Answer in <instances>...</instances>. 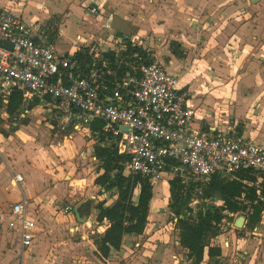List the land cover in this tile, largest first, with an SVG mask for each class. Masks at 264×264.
<instances>
[{"label":"crops","instance_id":"obj_1","mask_svg":"<svg viewBox=\"0 0 264 264\" xmlns=\"http://www.w3.org/2000/svg\"><path fill=\"white\" fill-rule=\"evenodd\" d=\"M65 1L51 0L47 5L58 6ZM164 1H174L171 8L173 14L168 13V18L162 14L169 10L161 4ZM191 1L194 5L186 8L185 5ZM258 1L255 4L251 0H96L93 6H98L103 12L107 11L109 19L106 22L114 32L124 33L125 40L130 39L151 51L155 62H160L169 74L177 77L179 88L189 95L197 124L207 130L227 131L228 128H234L238 135L246 139L253 138L264 148V0ZM72 2L73 0H68L67 4L64 3L67 7L62 13L53 12L49 21L57 24L63 21L70 14L69 4ZM24 3L23 0H0V7L28 23L37 24L44 31L47 30L45 24L49 19L48 13H51L48 7L44 6V11L33 10ZM88 7L86 10L92 6ZM149 10L152 14H148L146 18L144 14ZM148 26H151L152 31H148ZM149 32L158 38H170L168 50L165 49L168 52V65L157 60L153 45H150L153 49L149 48L139 39L144 38L141 34L148 35ZM111 37L107 34L105 38L98 39L97 44L102 46L117 42L121 45L120 48L108 51L125 50V40H112ZM63 38L64 34L59 40ZM172 42L181 45L183 58L172 54ZM83 49L75 45L72 52L67 51L65 56L72 57ZM85 49H90L95 55L98 51L96 42ZM211 67L216 68V77L207 72ZM225 77L231 78L227 80ZM24 108L30 110L27 117L21 116L30 118L28 124L15 118H0L1 130L8 124L12 126L14 135L10 139L21 132L20 127L29 128L37 120L34 118L40 111L47 110L46 113L52 115L48 108L39 104L33 103V106ZM53 121L50 123L52 128ZM55 121L60 131L74 135L82 132L81 128L61 126L57 119ZM83 130L89 138L87 144L93 142L94 147L81 155L76 149L81 146L82 141L78 140L80 136L71 141L65 138V143H69L72 148L69 147L73 149L69 155L65 150L60 155L58 151L48 154L44 149L38 153H17L18 145L13 140L8 146L7 154L4 150L10 139L7 132L3 134L4 138L0 139V153L4 156L0 163V264H142L136 254L132 255L133 251L141 254L139 248L144 251V242L139 241L142 236L127 237L121 245L110 243L99 247L97 244L99 235L105 232L110 223L107 218L102 223L98 222L99 210L96 207L104 200L107 205L112 204L116 196L114 192L101 194V188L95 184L96 178L104 172L99 169L100 162L95 156L98 142L94 137L95 132L91 133L89 128ZM9 150L15 155L14 158ZM90 154L93 161L91 165L87 160ZM81 157L87 162L81 163ZM104 157H107L106 153ZM16 175L23 177L20 183L15 180ZM157 184L154 186L152 203L156 197ZM167 190L170 200L169 184ZM138 194L136 192L134 199ZM15 204L27 205L28 219L35 223L37 238L30 247L22 246L21 224L11 213ZM67 206H71L72 210L66 211ZM89 206L92 207L88 213ZM77 207L81 218H87L85 223L78 222L74 212ZM70 213L73 215H67ZM238 216H235L233 222L225 220L228 227L235 228ZM157 218V215L155 217L150 214L149 225ZM64 222L69 223L66 228ZM163 224L168 229L167 220ZM245 226L246 222L243 229ZM131 238L137 240L135 244L138 249L129 246L128 240ZM163 242V239L157 240V251H151V260L146 264H191L183 255L185 252L178 242L176 232L172 242L175 244V252L180 254L176 261H166L163 255H159L165 249ZM168 249L169 252L174 250L170 246ZM173 256L174 254L172 258ZM207 260L205 258L202 264H207Z\"/></svg>","mask_w":264,"mask_h":264},{"label":"built area","instance_id":"obj_2","mask_svg":"<svg viewBox=\"0 0 264 264\" xmlns=\"http://www.w3.org/2000/svg\"><path fill=\"white\" fill-rule=\"evenodd\" d=\"M88 13L96 17L104 12L92 6ZM140 72V80H125L106 93L101 90L102 69H82L71 57L60 56L44 29L0 7V118L8 117L6 103L18 93L25 107L37 100L61 126L87 129L102 123L94 134L96 142L100 133L112 136L120 153L130 157L134 176L154 186L177 174L185 184L192 182L191 214L203 204L211 211L225 207V200L206 196L216 176L254 171L264 177V148L253 138L238 135L234 128L207 130L197 124L189 95L155 60ZM29 114L26 108L22 116ZM170 163L177 165L167 172ZM15 180L20 183L23 177L16 175ZM11 213L21 224L22 246L30 247L37 234L27 205L15 204Z\"/></svg>","mask_w":264,"mask_h":264},{"label":"trees","instance_id":"obj_3","mask_svg":"<svg viewBox=\"0 0 264 264\" xmlns=\"http://www.w3.org/2000/svg\"><path fill=\"white\" fill-rule=\"evenodd\" d=\"M124 51H108L95 55L90 49L76 52L71 59L82 69H102L104 76L101 90L106 93L112 91L117 85H122L125 80L141 79V68L154 62L152 52L135 44L130 39L125 40ZM172 54L178 58L184 57V51L177 42L170 45ZM114 74L117 76L115 77ZM34 105L38 104L36 100ZM33 103L31 104L33 106ZM24 98L13 94L6 103L8 118L16 119L24 124L30 122V118H22L25 110ZM1 124V121H0ZM57 121L52 122L53 130L57 133ZM102 123L94 122L89 130L91 133L100 130ZM107 154V157L105 156ZM95 156L99 163V169H103L95 184L101 190V194L114 192L116 200L107 205L104 200L97 205L99 210L98 222L105 218L109 220V227L99 235L97 242L99 247L110 243L121 245L127 237L143 236L151 211V201L154 196V185L144 182L136 177L130 170V157L120 153L118 143L110 135L100 133L98 145L95 148ZM167 172L173 165L170 163ZM169 179V210L170 220L174 222L177 238L180 246L185 251V258L191 264H202L208 258L207 264H222V249L217 246L216 239L222 236L223 221L233 222L235 216L241 212L246 215L245 229L254 231L262 222L264 216V177H259L254 171H241L235 175L216 176L213 183L206 190L207 197H217L225 200V207L211 211L207 205L205 211L201 210L193 217L187 211L192 193V182H183L177 174ZM139 190V191H138ZM136 192L138 197L134 199Z\"/></svg>","mask_w":264,"mask_h":264},{"label":"rangeland","instance_id":"obj_4","mask_svg":"<svg viewBox=\"0 0 264 264\" xmlns=\"http://www.w3.org/2000/svg\"><path fill=\"white\" fill-rule=\"evenodd\" d=\"M51 0H23L25 2L24 4H28L27 7H31L33 10H42L44 11V8L48 7L47 9L51 11V13H48L49 16L47 18H51V14L53 12H59L62 13L67 6L64 5V3L67 4L68 0H66L64 3L58 5V6H49L47 3ZM260 2V1H258ZM256 2L255 4H257ZM93 4H96V0H86L85 2L81 0H77L72 2V4H69V12L70 14L63 19L60 23H56L55 21H49L48 19L47 24H45L47 30L45 29L44 33L49 37V39H52V41L55 44V47L57 49L58 54L65 55L67 51L70 53L72 52L73 46H78V48H87L92 43L96 42L97 45V53L96 55L102 54V52L105 50H111L113 48H120V44H117V42H114L113 44L109 45H102L100 46L97 44L98 39L101 37L105 38L107 34H110L112 36V40H125L126 35L120 31H115L111 26L107 25V19H109V15L106 10H104V13L102 15L92 17L89 15L88 10L86 8L90 5L93 6ZM161 4H164L167 6L169 10H166V13L164 14L168 18V13L173 14L171 12V8L174 6L173 3H166L165 1ZM192 5H194V2H188L186 4V8H190ZM45 6V7H44ZM88 7V8H89ZM107 13V14H106ZM161 13V12H159ZM148 14L151 15L152 11L149 10L148 13L145 12V17H148ZM25 20V19H24ZM26 21V20H25ZM161 21H164L161 19ZM167 22V21H166ZM141 27V26H140ZM149 30L152 31L151 26H148ZM144 31H146L144 27H142ZM62 32L64 34V38L62 40H59L58 33ZM151 32L148 33V35L141 34L144 38H139L143 40V43L146 44L147 47H150V45L154 46V54L157 55V60L162 61L165 65H168V57L167 51L168 46L170 43V38L160 37L155 35H151ZM135 35H138V33H133ZM150 34V35H149ZM101 36V37H100ZM159 43V45H157ZM165 51H164V50ZM65 50V51H64ZM156 60V61H157ZM160 64V62H159ZM161 65V64H160ZM162 66V65H161ZM210 75L213 77L217 76V70L214 67H211L209 71H207ZM227 80L231 77H225ZM239 84V82H238ZM47 111V110H46ZM46 111H40L41 113L36 115L34 119H37L36 121H33L31 126L29 128L20 127L19 133H17V136L14 139H10L14 134L12 133V126L11 124L6 125L4 129L1 130L0 139L4 138L3 134L8 133L7 136L10 139L9 142H7L5 146L4 153H8V146L13 140L18 147L16 149L17 153H23V152H29V153H38L41 149H44L46 153L50 154L52 151H58L60 155L63 154L62 150H65V152L69 155V153L73 152V149H71V145L69 143H65L66 139L68 140H74L78 136L81 138H78V140L82 141L81 146H78L76 149L78 150L79 154L81 155L82 152L87 153L90 148L94 147V144L92 142H88V137L86 132L83 130L84 128H81L80 134H75L71 132L66 131H57V133L53 130V128L50 126V123L52 120H56L57 117L52 115L50 113H46ZM33 119V120H34ZM58 120V119H57ZM58 127V126H57ZM75 143V142H74ZM63 144V145H62ZM89 145V146H88ZM93 145V146H91ZM71 148H70V147ZM75 148V147H74ZM72 150V151H71ZM42 151V150H41ZM9 152H11L9 150ZM93 152V151H92ZM12 155L13 152H11ZM15 155L13 156V158ZM1 158H4L3 153H0V163ZM92 156H88L87 160H89L88 164H93V161L91 160ZM82 162H87V160H84L82 157ZM44 161L43 159L41 160ZM87 166V165H86ZM169 178V177H168ZM165 178L162 182L157 184L156 186V197L154 202L151 201V215L158 216L157 219H155L154 223L147 225V230L145 233L146 236H142V239L138 240L143 243L144 251L142 252V249L136 247V242L134 238L128 240L129 246H132L134 249H138L141 254H137L136 251H133L132 255L136 254V258H138V261L142 264L149 263L151 260V251L156 252V244L158 239H163L165 242V245L163 246V252H159V255H163V258L166 261H176L179 257V252H175V244L172 243L175 240V232L177 237V231L174 226V222L169 221L170 220V210H169V196H168V190H167V184H169V179ZM208 204L202 205V210L207 209ZM92 206L87 207L88 213L90 211ZM194 209V208H193ZM193 217H196L197 213L192 212ZM244 215L245 213L242 212L239 215ZM67 215H73V213L67 214ZM168 222V229L164 226V221ZM65 228L67 227L69 223L64 222ZM166 224V223H165ZM75 225V224H74ZM172 226V227H171ZM73 227V226H72ZM227 228V229H226ZM234 228V227H233ZM230 226L228 227L227 224L223 227V233L222 236L217 238L216 244L221 246L222 249V264H264V216L262 218V222L257 226V228L254 231H248L247 229L243 230H237L233 229ZM68 229V228H67ZM175 231V232H174ZM71 233V232H70ZM91 235V234H90ZM163 242V243H164ZM160 243V242H159ZM172 243V244H170ZM168 246L171 248H174L172 252H169ZM168 249V250H167ZM162 251V250H161ZM185 252V251H184ZM174 254L173 258L172 255ZM185 257V254H183ZM186 259V258H185ZM147 260V261H145ZM181 260V259H180ZM163 261V260H161ZM181 263H184L183 260H181Z\"/></svg>","mask_w":264,"mask_h":264},{"label":"water","instance_id":"obj_5","mask_svg":"<svg viewBox=\"0 0 264 264\" xmlns=\"http://www.w3.org/2000/svg\"><path fill=\"white\" fill-rule=\"evenodd\" d=\"M256 1H258V0H251L252 3H256ZM78 210H79V208L77 207L74 211L78 222L79 223H85L87 221V218L82 219ZM245 222H246V216L243 214L239 215L238 218L236 219L235 223H234V226L236 229L241 230L244 228Z\"/></svg>","mask_w":264,"mask_h":264},{"label":"flooded vegetation","instance_id":"obj_6","mask_svg":"<svg viewBox=\"0 0 264 264\" xmlns=\"http://www.w3.org/2000/svg\"><path fill=\"white\" fill-rule=\"evenodd\" d=\"M242 213V212H241Z\"/></svg>","mask_w":264,"mask_h":264}]
</instances>
